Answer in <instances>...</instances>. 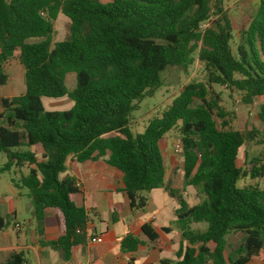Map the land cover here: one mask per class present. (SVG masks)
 <instances>
[{
    "label": "trees",
    "instance_id": "1",
    "mask_svg": "<svg viewBox=\"0 0 264 264\" xmlns=\"http://www.w3.org/2000/svg\"><path fill=\"white\" fill-rule=\"evenodd\" d=\"M60 15L69 20L70 37L53 42ZM237 39L223 0H0V87L17 52L26 86L20 96L0 98V175L13 172V186L27 190L40 239L51 210L60 234L48 246L69 260L72 249L85 243L90 214L71 199L79 190L76 181L61 175L69 159H105L124 174L121 191L131 211L147 207L145 192L165 189L177 199L183 240L177 260L160 264H250L263 258L264 190L238 183L263 178L264 164L254 158L245 172L238 160L256 134L264 145V0ZM196 60L206 81L184 86L144 133L133 136L131 115L162 87L161 73L188 69ZM70 73L76 75L72 91L66 85ZM213 86L242 94L245 105L259 100L260 129H231ZM64 97L73 102L70 110L45 111L43 98ZM175 129L184 184L203 196L193 207L166 184L160 142ZM192 224L207 228L195 231ZM10 225L0 217V232ZM142 233L150 242L159 238L147 224ZM233 233L243 238L227 254ZM143 245L128 234L121 249L135 253ZM25 263L22 253H13L4 264Z\"/></svg>",
    "mask_w": 264,
    "mask_h": 264
},
{
    "label": "crops",
    "instance_id": "2",
    "mask_svg": "<svg viewBox=\"0 0 264 264\" xmlns=\"http://www.w3.org/2000/svg\"><path fill=\"white\" fill-rule=\"evenodd\" d=\"M163 157H165L164 154ZM166 158H164L165 168ZM175 174V167L169 175L166 169V184L172 189L179 190L174 179ZM61 177H71L76 181L79 190L72 195L71 199L77 207H83L88 211L91 219L86 229L87 239L85 243L72 249L70 259H64L67 264H123L124 259L128 257L133 260V264H160L162 260L172 262L177 260L176 255L183 240L182 233L179 229L177 236L172 237V231L169 230L170 227L168 226L169 222L166 221L165 217L168 215L170 221L172 219L177 220L176 210L179 208V204L177 199L171 197L167 190L151 191L149 195L143 193L142 195L148 199L146 208L152 214L142 215L136 211H131L129 200L126 194L121 191L124 187V174L109 166L105 159L85 163H77L69 159L67 170ZM16 190L17 196L25 195L22 190ZM183 197L188 200V197ZM4 202L5 199H0V206ZM193 206L189 205V207ZM32 210L31 203L29 205L31 215ZM13 213L16 219L17 211L14 210ZM0 217L4 218L1 210ZM98 223H100V228ZM29 224L33 226L30 235L21 233L18 236H13L8 228L0 232V264H4L13 253H22L25 264H42L46 257H64L61 250L48 246V242L57 240L60 234V223L54 211H47L45 235L42 239L39 238L33 216L29 220ZM145 224L150 225L158 233L159 238L156 242H150L143 235L142 226ZM15 228L20 232L22 225L16 223ZM128 234H132L144 242V245L135 253H124L121 249V242ZM230 236L227 238L228 242ZM96 238H102L103 242L93 243L91 240ZM230 248L231 245L227 248V254L230 253H228ZM262 257L253 258L250 264H264V254Z\"/></svg>",
    "mask_w": 264,
    "mask_h": 264
},
{
    "label": "rangeland",
    "instance_id": "3",
    "mask_svg": "<svg viewBox=\"0 0 264 264\" xmlns=\"http://www.w3.org/2000/svg\"><path fill=\"white\" fill-rule=\"evenodd\" d=\"M260 0H223V8L229 16L233 31L235 34V41L238 40V33L248 28L250 22L254 18L259 8ZM70 37V23L67 18L60 15L55 22V34L53 42H63ZM19 52H17L13 59L5 65V72L8 75L6 85L0 87V98L13 97L24 94L26 90L24 79V68L18 60ZM162 87L156 92L153 97L145 98L138 104V110L131 115L130 129L133 136L144 133L150 121L155 117H160L172 104L173 100L181 93L184 86L190 82H205L206 74L203 70L202 64L198 60L188 69L181 67H170L161 73ZM66 85L69 91L74 90L76 86V75L70 73L66 77ZM213 91L221 95V107L224 113L227 114V120L230 122V128L240 130L243 133L258 131L260 129V122L257 119L260 102L255 100L252 105H245L243 103L242 94L238 92H231L225 87L213 86ZM42 104L47 112H62L68 111L73 107V102L68 98H43ZM219 124L222 120L217 118ZM115 135V134H112ZM253 141H247L239 154L238 166L245 172L251 168V162L254 158H259L261 164H264V145L259 144L260 135H255ZM177 145H181V138L178 129L168 133L160 142L162 153L166 158V169L168 175L175 167V181L182 196L188 197V204L190 206L198 204L203 196L199 190L193 187L185 186L183 178V163L182 153H176ZM172 160V161H170ZM5 160H2V163ZM27 174V170H23ZM15 174L4 173L0 175V199H5V202L0 206L1 214L4 218H8L11 222L8 228L13 236H18L21 233L30 235L33 226L29 224L32 215L29 211L31 200L27 197V190H22L25 195L17 196V190L14 188L12 179H15ZM248 185H256L260 190H264V177L251 180L250 177H244L238 183L239 188ZM184 187V190H183ZM151 192H145L148 194ZM187 199V198H186ZM14 210L17 211V217L14 218ZM136 213L142 215L152 214L148 208H145ZM14 218V219H12ZM168 221V226L172 231V237L177 236L180 226L177 220L170 221L169 216L165 217ZM22 225L19 232L15 228V224ZM100 228V223H98ZM207 228V224H194L192 229L203 232ZM243 238L242 233H235L230 236L229 243L231 248L228 253L236 248ZM31 260L33 261L32 257ZM34 262V261H33ZM124 262V261H123ZM42 264H67L64 257L44 258ZM117 264V263H116Z\"/></svg>",
    "mask_w": 264,
    "mask_h": 264
},
{
    "label": "built area",
    "instance_id": "4",
    "mask_svg": "<svg viewBox=\"0 0 264 264\" xmlns=\"http://www.w3.org/2000/svg\"><path fill=\"white\" fill-rule=\"evenodd\" d=\"M203 27H206V25H204ZM175 152L176 153L182 152V146L181 145H177L176 146V149H175ZM77 187H78V185H77ZM91 241L93 243H102L103 242V239L102 238H96V239H92ZM123 264H132L131 258H129V257L128 258H125Z\"/></svg>",
    "mask_w": 264,
    "mask_h": 264
}]
</instances>
